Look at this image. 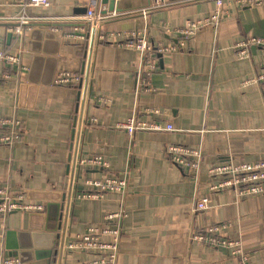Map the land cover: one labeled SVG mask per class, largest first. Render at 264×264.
Returning a JSON list of instances; mask_svg holds the SVG:
<instances>
[{
    "label": "crops",
    "instance_id": "1",
    "mask_svg": "<svg viewBox=\"0 0 264 264\" xmlns=\"http://www.w3.org/2000/svg\"><path fill=\"white\" fill-rule=\"evenodd\" d=\"M165 2L144 13L150 0L115 1V15L102 20L98 31L138 30L153 44H176L164 35L178 41L179 29L189 20L212 15L216 8L213 1ZM222 6L218 26L200 27L182 47L161 57L150 78L151 92L141 84L137 51L95 39L75 142L73 129L80 116L76 90L54 80L60 73L81 75L87 40L75 36L87 22L85 7L78 0H49L46 7L23 11L0 0V48L20 56L18 64L0 63V77L6 71L11 75L0 88V119L17 116L21 121L16 143L0 145V186L8 185L13 195L34 203L44 204L46 196L60 200L74 153L76 160L101 156L107 168L75 167L65 240H74L89 225H103L105 215L122 210L117 264H241L221 247L189 239L193 231L225 222L223 234L242 243L252 264H264V192L237 196L230 189L213 191L206 177V169L218 163L264 161L263 84L241 83L264 69V47H250L247 58L236 54L240 40L264 37V0L247 7L223 0ZM97 7L110 13L107 3L100 1ZM20 14L29 19L23 36L8 38L7 27ZM99 94L115 100L100 104ZM150 108L159 113H149ZM136 113L144 121L171 123L174 130L130 135L116 126ZM169 144L199 150L200 175L172 162L166 153ZM113 174L126 178L123 196L77 197L86 177ZM201 198L208 199L206 208L194 212ZM29 213L0 216V256H10L21 244L31 246L25 249L26 264H57V257L47 254L54 243L47 247L46 237L29 232ZM90 258L74 250L63 254L61 264H85Z\"/></svg>",
    "mask_w": 264,
    "mask_h": 264
},
{
    "label": "built area",
    "instance_id": "2",
    "mask_svg": "<svg viewBox=\"0 0 264 264\" xmlns=\"http://www.w3.org/2000/svg\"><path fill=\"white\" fill-rule=\"evenodd\" d=\"M10 4L19 6L23 11L27 7H46L49 0H7ZM101 0H78L85 7L86 24L79 29L75 36L78 39H90L92 27L95 25L94 41L99 43H111L135 50L141 57V84L148 92L153 91L150 84V78L156 70L161 57L170 51L182 47L186 39L192 37L195 32L203 26L214 24L218 26L220 14L222 11L223 0H204L215 3V11L212 15L189 20L186 26L178 31L179 40L176 44L164 43L159 41L155 44L148 41L145 33L138 30L127 31L123 34L118 31H98L99 23L115 11L106 12L104 8L97 5ZM119 1V0H116ZM202 1V0H194ZM242 7L260 5L263 0H234ZM166 4L165 0H150V5L145 13L151 9L162 8ZM97 7V8H96ZM3 17L0 15V19ZM29 23L27 16L20 14L14 23H10L7 31L20 39L23 36L24 28ZM252 46L264 47V37H248L240 40L236 44V54L240 58L249 57V49ZM86 60V59H85ZM20 61L19 53H13L0 48V63L5 66L18 64ZM11 78L9 72H4L0 77V88L4 80ZM82 75H73L70 73H60L55 77V84L75 86ZM243 86L250 84H263L264 93V69L254 76L247 77L241 82ZM96 100L100 104H110L114 97L99 94ZM149 113H159V109H147ZM77 121V119H76ZM124 129L128 134L136 131H173L171 123L162 124L158 121H144L138 114H133L126 120L118 122L116 125ZM21 132V121L17 116L4 117L0 119V145L13 146L19 139ZM166 153L172 162L185 167L193 175H200V151L185 147L182 145L169 144L166 147ZM94 167L107 168L108 163L101 156H91L75 160V167ZM206 177L209 180V188L213 191H222L230 189L237 196H252L264 192V161L252 162H233L226 161L212 165L206 169ZM84 189L77 194L79 198H88L102 200L108 193H115L123 196L127 192V181L125 176L105 175L101 178H88L84 180ZM207 198H201L194 203L193 211L198 212L206 208ZM43 209L42 203H34L26 199L23 195H13L8 185L0 186V216H5L12 211L40 212ZM124 211L119 210L115 213L107 214L103 217V225H89L85 231L77 235L74 240L64 241L63 254L74 250H82L91 254V258L85 264H117L119 256V245L122 236V219ZM228 226L225 222L211 223L204 228L193 231L190 241L210 247H221L228 255L238 257L241 264H252L242 243L238 239H232L223 234V230ZM63 256V255H62ZM0 264H22L17 258L12 256H0Z\"/></svg>",
    "mask_w": 264,
    "mask_h": 264
},
{
    "label": "water",
    "instance_id": "3",
    "mask_svg": "<svg viewBox=\"0 0 264 264\" xmlns=\"http://www.w3.org/2000/svg\"><path fill=\"white\" fill-rule=\"evenodd\" d=\"M116 0H101V3L109 4V11L113 12L114 4ZM94 30L95 25L92 27V32L90 39L87 43V54L86 60L82 62V69L80 71L82 75V79L79 80L77 87L74 86L76 90V94L78 96V106L80 104V116L78 117L74 129H73V136L72 140L75 142L78 140V133L81 128V120H82V107L85 100V90L87 87L88 81V74H89V67L91 63V55L93 50L94 44ZM48 35H51L49 31L46 32ZM13 36L12 33L8 34V38ZM14 37V36H13ZM166 39L172 40L177 43L176 39H173L169 35H164ZM76 160V152L74 153L71 159V166L68 167V174L65 179L64 183V193L57 199L49 198L48 196L42 197L44 199L43 209L40 212H30L28 214V223L27 227L29 228V232L36 231L41 236H44L46 240L45 246L50 247L51 241L52 244L56 247L54 250H49L47 252L48 256H56L57 257V264H61L62 255H63V244L65 241V232H66V222L68 217V210L69 204L72 196V183L74 181V164ZM50 195V194H47ZM32 236L34 237L33 233ZM55 238V241L52 239ZM42 239L41 237L35 238ZM51 239V240H50ZM35 247L37 246L36 243L33 244ZM26 248H31V246L21 245L19 244L18 247L11 250L9 252L10 256L17 258L22 264H26L29 262V259L26 257ZM40 248V247H37Z\"/></svg>",
    "mask_w": 264,
    "mask_h": 264
}]
</instances>
